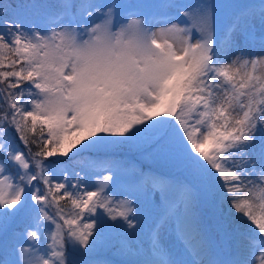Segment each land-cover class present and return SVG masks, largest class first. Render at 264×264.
I'll list each match as a JSON object with an SVG mask.
<instances>
[{
	"label": "snow or ice",
	"instance_id": "1",
	"mask_svg": "<svg viewBox=\"0 0 264 264\" xmlns=\"http://www.w3.org/2000/svg\"><path fill=\"white\" fill-rule=\"evenodd\" d=\"M131 7L0 2V264H113L109 230L140 228L109 159L132 145L182 179L142 174L129 190L164 203L146 249L119 242L137 257L122 264H264V0L169 2L178 15L161 18ZM198 191L231 227L226 255L200 227ZM169 222L178 258L161 242Z\"/></svg>",
	"mask_w": 264,
	"mask_h": 264
},
{
	"label": "rangeland",
	"instance_id": "2",
	"mask_svg": "<svg viewBox=\"0 0 264 264\" xmlns=\"http://www.w3.org/2000/svg\"><path fill=\"white\" fill-rule=\"evenodd\" d=\"M99 2L102 3H119V4H123V5H129V6H133L129 9H127L126 11H139V12H144L147 13L149 16H155L156 18H161V14L165 11H167V13L172 16V17H176L178 14L175 12V9H164L161 6L165 5L169 2L172 3H190L193 2V0H146L145 1V5L144 7H142V3L141 0H99ZM210 2H214L217 4H221V5H231V4H247V3H254L259 5V3L261 2V0H210ZM232 9H222L219 13L218 16V20H219V27L221 29H223L224 27H226V25L230 22L231 20V16H232ZM183 17L180 16L179 20H173L172 22H182ZM161 25H156V27H160ZM113 158H117V157H113ZM119 159V158H118ZM156 163H162L161 161L155 159ZM117 164V163H116ZM118 165V164H117ZM119 166V172H124L127 171L129 169H125L122 165H118ZM97 172H101L102 175H109V172L107 171H103L101 169L95 170ZM81 175H84L83 173H81ZM90 178L92 180V182H95L96 180L99 179V176L95 175L94 173H90ZM120 177V182L117 185L116 189L114 190L115 194L118 195L119 198L121 199H136L137 196L139 197L138 203H139V212H140V228L137 230V233L134 235H130L128 233H124V235H122L121 240H128L130 242V246L132 248L133 252H136L137 249H146L148 247V236H149V231L152 228L153 223L156 221V219L159 217V215L161 214V208L158 207V204H161V202H163V199L160 197L161 194L159 192V190L157 189H153L152 190V195H147V190L146 189H141L138 190L136 192V195H130L129 194V190L131 188L137 187L138 185H140L141 179L138 177L139 176H135L134 173H130L125 177H122L123 174L119 173L118 174ZM178 179V180H176ZM173 182L179 181L180 177L178 178H173L170 179ZM196 193H194V210L196 213V216L199 220V224L200 227L205 231V229L203 228L204 225L203 223L205 221H201V217H199V214L202 211H208L210 212V208H208V206L203 205L200 206V201L198 199V197H196ZM209 197H210V201L212 202V206L214 207L215 210V224L214 221L211 220V216L214 217V214H210L208 215L207 218V222H205L206 224H208V237L210 238V240L213 241V243L215 245H217L219 247V249L221 250V252L223 254H228V252L232 249L233 245H234V240H232L231 238H229L227 236V233L229 231H231V227L230 225L224 220L223 214L218 206L217 200L215 198L214 195H212L211 193H209ZM202 216V214H201ZM213 219V218H212ZM109 223H115L112 221H109ZM218 224V225H217ZM213 225H215V228L218 229H214ZM225 231V233L223 232L222 234L219 233V230L222 229ZM222 230V231H223ZM118 232L121 231H116V230H112L113 234H119ZM129 233H131V230H129ZM175 224L174 222H169L165 225H163L160 229V236H161V242L165 247H168L170 249V251L172 252L173 258H178L177 257V249L175 248H171L170 246L172 245V243L175 241ZM250 235V234H249ZM222 237V238H220ZM223 240L226 241V245L223 244ZM244 243H247V240L244 241ZM23 246L25 248L29 247L28 243H23ZM112 261V260H111ZM113 264H122V263H116L114 261H112Z\"/></svg>",
	"mask_w": 264,
	"mask_h": 264
},
{
	"label": "trees",
	"instance_id": "3",
	"mask_svg": "<svg viewBox=\"0 0 264 264\" xmlns=\"http://www.w3.org/2000/svg\"><path fill=\"white\" fill-rule=\"evenodd\" d=\"M145 1L146 0H141L142 7H144ZM0 2L10 3L13 6H15L17 0H0ZM149 123H151V121H149ZM17 143H19L18 140H17ZM21 147H22V145H21ZM73 151H75V149ZM113 157H117V158H113ZM82 159L87 160V159H89V156L85 155ZM109 159L113 160L118 165H122L125 169H129V170L124 171V172H119V173L123 174L122 177H125L132 172L135 174V176L138 175L139 178H141L142 174H143V176H145V177L149 176V175H165L169 179L178 178V177H180V180L182 179L179 172H175V171L170 170L167 166H165L163 164V162L161 164L156 163L153 155L150 152L144 150V148L141 146H137V145L129 146V147L125 148L123 152L117 153L116 155L110 157ZM96 170H98V169H96ZM176 180H178V179H176ZM196 197H198V199L200 201V206H202V205L206 206L207 205L208 208H210V210H209L210 212L201 210V212L199 214V217H201L200 218L201 221L203 220L206 222L205 217H207L210 214H214V217L211 216L210 218H211V220L214 221V224H215V221H216L215 215L216 214H215L214 207L212 206L213 204L210 201L209 193L204 192V191H198L196 193ZM201 214H202V216H201ZM22 228H23V225L20 226V230H22ZM222 230H223V228L220 229V233L221 234L223 232L225 233V231L224 230L222 231ZM118 233L119 234H113L112 230H109V232L107 233V237L111 242V247L107 251L103 252L102 255L106 256L109 260H112L116 263H122V262H125L128 260L136 259L137 257L135 255H120V254H118L119 242L121 241L122 235L125 236V234L122 231L118 232Z\"/></svg>",
	"mask_w": 264,
	"mask_h": 264
}]
</instances>
